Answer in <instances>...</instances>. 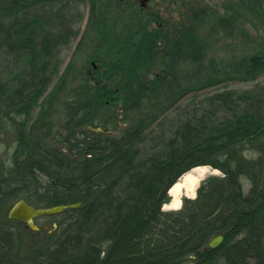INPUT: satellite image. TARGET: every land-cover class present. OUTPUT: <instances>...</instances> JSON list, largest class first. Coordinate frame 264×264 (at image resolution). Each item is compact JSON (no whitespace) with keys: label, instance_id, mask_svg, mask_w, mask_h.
Returning a JSON list of instances; mask_svg holds the SVG:
<instances>
[{"label":"trees","instance_id":"1","mask_svg":"<svg viewBox=\"0 0 264 264\" xmlns=\"http://www.w3.org/2000/svg\"><path fill=\"white\" fill-rule=\"evenodd\" d=\"M185 16L171 35L137 0H0V129L20 132L0 161V264H264V85L167 118L264 75V0ZM201 166L223 176L163 210ZM20 199L82 205L33 232L8 218Z\"/></svg>","mask_w":264,"mask_h":264},{"label":"rangeland","instance_id":"2","mask_svg":"<svg viewBox=\"0 0 264 264\" xmlns=\"http://www.w3.org/2000/svg\"><path fill=\"white\" fill-rule=\"evenodd\" d=\"M137 4L145 9L146 13H158L159 19L158 23L154 24L155 29L165 28V31H169L171 35H174L176 31H182V25L190 24L188 20H186V14L187 13H194L195 11H223L225 7L228 4V0H203L200 2V0L194 1L190 6V10L188 5L180 0L179 5L173 2V0H137ZM81 13H83V21L81 25V32L84 31L88 17H89V6L85 5L81 7ZM75 44H73L72 48L70 50H64L62 54L60 55L61 64L65 66L70 56L75 48ZM17 81V75H12L10 82L15 84ZM264 85V75H262L258 81L252 82V83H244L239 81H232L225 84H222L221 86H218L216 88L207 89L195 94H190L185 99H183L175 108L169 111L167 114V118L170 121H175L180 113H182L183 109L186 106L196 107L200 105L205 98L208 96L213 95L216 92L219 91H225V90H233L237 92H241L247 89H251L256 85ZM117 127L119 128L117 130V133L120 132L122 128H124V124L122 123V117L119 120H116ZM20 132L19 130H7V129H0V161L8 159V156L13 152L14 148L16 147V144L19 140ZM212 169V168H211ZM214 169H212L213 171ZM216 173H209L204 179L205 181L210 176H223V173L219 170ZM214 172V171H213ZM199 186L201 185V183ZM186 193V192H185ZM186 194L182 195V200L185 197ZM172 202V201H171ZM170 204V203H169ZM168 205V204H167ZM183 205V204H182ZM166 206V205H165ZM170 210V209H169ZM168 209L165 211H169ZM38 225L46 230V227H50V224H46L43 220H37Z\"/></svg>","mask_w":264,"mask_h":264},{"label":"water","instance_id":"3","mask_svg":"<svg viewBox=\"0 0 264 264\" xmlns=\"http://www.w3.org/2000/svg\"><path fill=\"white\" fill-rule=\"evenodd\" d=\"M92 131L103 133L102 128H93L90 127ZM172 189V188H171ZM171 191V190H170ZM81 203L69 204V205H57L53 207H43L37 208L34 205L30 204L25 199L18 200L9 210L8 218L13 221H18L26 225L28 229L33 232L41 231V227L38 225L37 220L44 216H54L61 214L69 209H77L81 207ZM54 227H57L55 224ZM50 227H46V230H49ZM225 240L224 235H218L213 238L209 244V247L216 249L220 247Z\"/></svg>","mask_w":264,"mask_h":264},{"label":"bare ground","instance_id":"4","mask_svg":"<svg viewBox=\"0 0 264 264\" xmlns=\"http://www.w3.org/2000/svg\"><path fill=\"white\" fill-rule=\"evenodd\" d=\"M95 129H97V128H95ZM104 132H105V130H104ZM97 133H100V132H97ZM109 134H111V132H109ZM213 171H212L211 167H209V166H201V167L194 168L192 171H190L189 173L184 175V177H182L172 187V189H170L171 191H169V195L171 197L172 202H170V204H168V205L166 204V206H164L163 210H167V209L168 210L169 209L180 210L181 208L180 209H175V208H179L180 206H182V204H183L182 195L186 192L189 196L195 198L197 195V190L199 188L200 182H202L204 177H206L209 173H216L217 172L215 170H213Z\"/></svg>","mask_w":264,"mask_h":264},{"label":"crops","instance_id":"5","mask_svg":"<svg viewBox=\"0 0 264 264\" xmlns=\"http://www.w3.org/2000/svg\"><path fill=\"white\" fill-rule=\"evenodd\" d=\"M184 194H186L185 196L191 197V196H189L187 193H184ZM184 194H183V195H184ZM191 198H194V197H191ZM180 208H182V206H180L179 208H175V209H180ZM170 210H172V209H170Z\"/></svg>","mask_w":264,"mask_h":264}]
</instances>
